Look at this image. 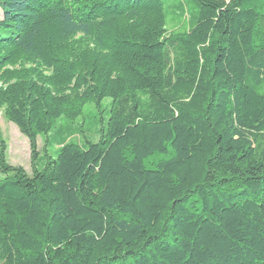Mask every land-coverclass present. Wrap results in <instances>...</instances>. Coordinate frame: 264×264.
<instances>
[{"label": "trees", "instance_id": "obj_1", "mask_svg": "<svg viewBox=\"0 0 264 264\" xmlns=\"http://www.w3.org/2000/svg\"><path fill=\"white\" fill-rule=\"evenodd\" d=\"M0 9V108L30 161L0 141V264H264V0ZM104 99L97 140L37 167V137Z\"/></svg>", "mask_w": 264, "mask_h": 264}, {"label": "rangeland", "instance_id": "obj_2", "mask_svg": "<svg viewBox=\"0 0 264 264\" xmlns=\"http://www.w3.org/2000/svg\"><path fill=\"white\" fill-rule=\"evenodd\" d=\"M108 101L109 99L103 100L102 111H99L93 103H90L84 106L82 114L73 121H69L64 117L59 118L48 133L49 141L47 144H45V136H38L37 147L40 153L37 159V167L42 165L45 153L54 156L58 147L57 142L62 139L79 143L84 142L85 139L96 141L99 128L107 120V111L104 107ZM57 131V135H54ZM1 140L6 146L5 154L7 162L12 165H20L27 172H30L28 140L20 133L14 123L5 119L2 108H0V141Z\"/></svg>", "mask_w": 264, "mask_h": 264}]
</instances>
